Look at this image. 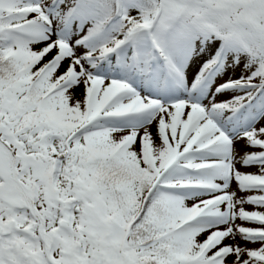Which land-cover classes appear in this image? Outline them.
Segmentation results:
<instances>
[{
  "label": "snow or ice",
  "instance_id": "6c2138e0",
  "mask_svg": "<svg viewBox=\"0 0 264 264\" xmlns=\"http://www.w3.org/2000/svg\"><path fill=\"white\" fill-rule=\"evenodd\" d=\"M0 264H264V0H0Z\"/></svg>",
  "mask_w": 264,
  "mask_h": 264
},
{
  "label": "rangeland",
  "instance_id": "374dc122",
  "mask_svg": "<svg viewBox=\"0 0 264 264\" xmlns=\"http://www.w3.org/2000/svg\"><path fill=\"white\" fill-rule=\"evenodd\" d=\"M254 150H257V149H251V148L245 149L244 146H243V143H241L238 146V151H240L241 154H243L245 151H254ZM238 167H240V170L241 171L252 172V173H255V172L258 171V168L257 167H247V168H245V167H242V166H239V165H238ZM241 195H246V194L241 193ZM245 208H246V210H249V211L259 210L255 206L248 205V204L245 205ZM238 223H239V221H238ZM246 226H251V225H246ZM253 246H255V245H251V244L249 245V247H253Z\"/></svg>",
  "mask_w": 264,
  "mask_h": 264
}]
</instances>
